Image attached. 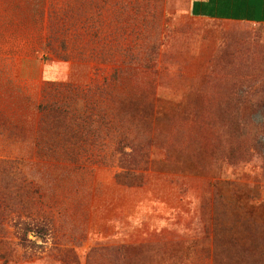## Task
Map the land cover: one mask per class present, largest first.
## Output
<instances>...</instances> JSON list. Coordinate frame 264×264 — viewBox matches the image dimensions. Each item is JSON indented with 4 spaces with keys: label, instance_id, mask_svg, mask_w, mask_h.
<instances>
[{
    "label": "rangeland",
    "instance_id": "obj_1",
    "mask_svg": "<svg viewBox=\"0 0 264 264\" xmlns=\"http://www.w3.org/2000/svg\"><path fill=\"white\" fill-rule=\"evenodd\" d=\"M189 3L0 0V264H264V24Z\"/></svg>",
    "mask_w": 264,
    "mask_h": 264
},
{
    "label": "crops",
    "instance_id": "obj_2",
    "mask_svg": "<svg viewBox=\"0 0 264 264\" xmlns=\"http://www.w3.org/2000/svg\"><path fill=\"white\" fill-rule=\"evenodd\" d=\"M193 17L264 24V0H190Z\"/></svg>",
    "mask_w": 264,
    "mask_h": 264
},
{
    "label": "trees",
    "instance_id": "obj_3",
    "mask_svg": "<svg viewBox=\"0 0 264 264\" xmlns=\"http://www.w3.org/2000/svg\"><path fill=\"white\" fill-rule=\"evenodd\" d=\"M68 111H69V115H71L72 114L71 112L73 110L68 109ZM134 113L135 114H134V117L132 119H135V115L136 116L138 115L139 118L141 117L138 114V112H134ZM120 115H118V116H120ZM148 115H149L148 119H150V118L152 119V117L154 116L153 111L151 110V113L149 112ZM66 116H68V115H66ZM60 118H59V120H60ZM73 118H74L73 116H70V119H73ZM58 122H60V121H58ZM149 141H153V140L152 139H148V144H149ZM128 142L129 141L126 140L125 136H122V137H120L119 139L116 140L115 150H116V152H118L121 155V157H127V156H134L135 157L136 153H138V149H136V147H132L131 151H127L126 150L127 147L129 146ZM137 162H138V160L136 158H134L133 159V163H137ZM126 174H127L126 176H129V175H132L133 173L127 172ZM29 228H31V226L29 224H25L24 225V229L30 230ZM40 231H44V229H41Z\"/></svg>",
    "mask_w": 264,
    "mask_h": 264
}]
</instances>
